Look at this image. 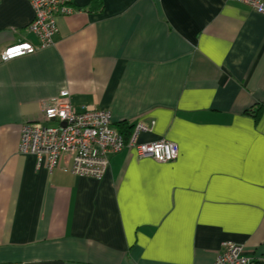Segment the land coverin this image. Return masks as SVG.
Returning <instances> with one entry per match:
<instances>
[{
  "label": "crops",
  "instance_id": "crops-1",
  "mask_svg": "<svg viewBox=\"0 0 264 264\" xmlns=\"http://www.w3.org/2000/svg\"><path fill=\"white\" fill-rule=\"evenodd\" d=\"M51 46L0 57V264L264 260V15L229 0H75ZM26 0H0V55L37 43ZM66 89L77 109L139 121L172 162L112 156L101 179L18 153L21 127ZM117 128V127H116Z\"/></svg>",
  "mask_w": 264,
  "mask_h": 264
},
{
  "label": "built area",
  "instance_id": "built-area-1",
  "mask_svg": "<svg viewBox=\"0 0 264 264\" xmlns=\"http://www.w3.org/2000/svg\"><path fill=\"white\" fill-rule=\"evenodd\" d=\"M34 11L27 29L37 43L19 41L4 47L1 60L8 61L49 47L58 31L56 18L74 12L75 0H26ZM245 5L264 15V0H229ZM19 50L15 52L14 50ZM150 129V124L137 122L126 139L114 126L107 111L91 107L75 108L66 89L43 105L38 121L24 123L18 142V153L34 155L37 166L44 164L52 171L63 163L74 175L101 179L110 158L123 150H132L138 158L157 162L174 161L178 146L168 140L138 143L137 136ZM258 258L248 255L244 246L235 242L222 243L213 264H254ZM21 264V263H4Z\"/></svg>",
  "mask_w": 264,
  "mask_h": 264
},
{
  "label": "trees",
  "instance_id": "trees-1",
  "mask_svg": "<svg viewBox=\"0 0 264 264\" xmlns=\"http://www.w3.org/2000/svg\"><path fill=\"white\" fill-rule=\"evenodd\" d=\"M95 1V0H94ZM264 106L262 104H256L253 107L245 110L243 114L253 116L255 119H257L263 110ZM118 131L124 136V138H128L131 133V127L126 125L125 123H119L117 124ZM254 264H264L263 259H257L254 261Z\"/></svg>",
  "mask_w": 264,
  "mask_h": 264
},
{
  "label": "snow or ice",
  "instance_id": "snow-or-ice-1",
  "mask_svg": "<svg viewBox=\"0 0 264 264\" xmlns=\"http://www.w3.org/2000/svg\"><path fill=\"white\" fill-rule=\"evenodd\" d=\"M15 52H19V50L17 49V50H14Z\"/></svg>",
  "mask_w": 264,
  "mask_h": 264
}]
</instances>
